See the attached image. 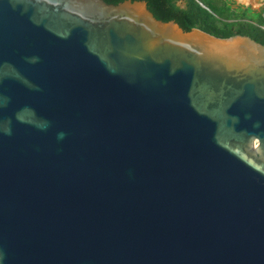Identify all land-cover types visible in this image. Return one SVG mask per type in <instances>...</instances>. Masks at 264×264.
Listing matches in <instances>:
<instances>
[{
    "label": "water",
    "instance_id": "obj_1",
    "mask_svg": "<svg viewBox=\"0 0 264 264\" xmlns=\"http://www.w3.org/2000/svg\"><path fill=\"white\" fill-rule=\"evenodd\" d=\"M0 264H264V45L0 0Z\"/></svg>",
    "mask_w": 264,
    "mask_h": 264
},
{
    "label": "trees",
    "instance_id": "obj_2",
    "mask_svg": "<svg viewBox=\"0 0 264 264\" xmlns=\"http://www.w3.org/2000/svg\"><path fill=\"white\" fill-rule=\"evenodd\" d=\"M116 5L124 0H103ZM145 1L153 16L162 22L174 21L187 31L196 28L217 38L248 36L264 45V20L254 21L245 8H233L230 0H132Z\"/></svg>",
    "mask_w": 264,
    "mask_h": 264
},
{
    "label": "rangeland",
    "instance_id": "obj_3",
    "mask_svg": "<svg viewBox=\"0 0 264 264\" xmlns=\"http://www.w3.org/2000/svg\"><path fill=\"white\" fill-rule=\"evenodd\" d=\"M233 8H245L244 13L249 19L254 21L264 20V0H230ZM180 7H184L185 3L178 1Z\"/></svg>",
    "mask_w": 264,
    "mask_h": 264
},
{
    "label": "clouds",
    "instance_id": "obj_4",
    "mask_svg": "<svg viewBox=\"0 0 264 264\" xmlns=\"http://www.w3.org/2000/svg\"><path fill=\"white\" fill-rule=\"evenodd\" d=\"M264 29V27H262Z\"/></svg>",
    "mask_w": 264,
    "mask_h": 264
}]
</instances>
